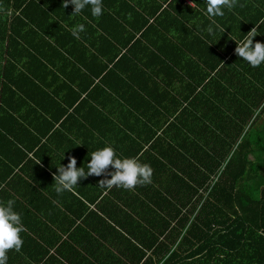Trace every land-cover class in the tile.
<instances>
[{
	"label": "crops",
	"instance_id": "crops-1",
	"mask_svg": "<svg viewBox=\"0 0 264 264\" xmlns=\"http://www.w3.org/2000/svg\"><path fill=\"white\" fill-rule=\"evenodd\" d=\"M30 3L21 9L29 17L0 6V31L7 33L0 58V201L15 200L26 229L21 250H9L6 264H69L63 254H73L74 237L110 218L112 205L120 214L127 207V190L100 187L103 175L58 194L60 162L75 157L77 167H86L89 153L105 145L127 157L143 144L139 161L154 172L155 140L171 165L202 180L209 169L188 162L196 153L166 132L185 139L190 128L191 141L230 159L254 122L264 127V64L242 60L232 39L256 27L254 43L264 42V0H236L215 24L205 0H102L98 18L90 8L71 15L74 5L65 8L64 0H40L38 14ZM78 24L85 25L79 40L70 31Z\"/></svg>",
	"mask_w": 264,
	"mask_h": 264
},
{
	"label": "trees",
	"instance_id": "trees-1",
	"mask_svg": "<svg viewBox=\"0 0 264 264\" xmlns=\"http://www.w3.org/2000/svg\"><path fill=\"white\" fill-rule=\"evenodd\" d=\"M31 1L38 14L40 0H0V6L29 17L21 9L32 6ZM16 21L24 25L20 15ZM32 22L41 27L39 20ZM14 39L10 35L9 44ZM6 40V31H0V58L6 55ZM256 125L258 121L230 159L217 158L191 141L196 134L190 128L185 139L180 131L166 132L172 143L186 140L198 154L190 155L188 162L209 169L202 180L193 177L197 174L188 179L179 164L171 165L169 152H161L163 143L154 140L160 157L152 182L127 190L123 213L112 205L110 218L101 215L94 231L74 237L73 254L65 253L64 258L69 264H264V127ZM141 146L127 157L139 160Z\"/></svg>",
	"mask_w": 264,
	"mask_h": 264
},
{
	"label": "clouds",
	"instance_id": "clouds-1",
	"mask_svg": "<svg viewBox=\"0 0 264 264\" xmlns=\"http://www.w3.org/2000/svg\"><path fill=\"white\" fill-rule=\"evenodd\" d=\"M235 3L236 0H205V15L215 24L214 18L223 17L225 15L224 9H233ZM69 4L74 5V11L71 15H79L85 8H90L93 17L98 18L103 14L102 0H64L63 6L65 8ZM216 27L219 28L220 26L216 25ZM256 29L254 27L247 32L242 39L232 38L237 43L236 54L253 68L264 64V42L256 41L254 43V38L258 35ZM70 31L71 35L79 40L80 33L85 31V25H75ZM212 31L213 29L209 27V34ZM223 31L225 32V29ZM258 114L259 112L256 116ZM254 120L255 118L252 122ZM89 156L91 159L87 161L86 167L85 164L77 167L75 157L70 158L66 166L60 162L58 174H54L55 191L58 194L74 191L79 180L87 179L92 175L104 176V179L100 181V187L117 186L125 190H132L137 185H146L152 182L153 169L150 164L141 163L135 157L118 156L112 145H105L91 151ZM64 157L65 153L63 159ZM109 166H111L112 171H109ZM14 204V199L0 201V264H6V254L9 250L20 251L23 246L21 233L26 229L22 223V216L14 209Z\"/></svg>",
	"mask_w": 264,
	"mask_h": 264
},
{
	"label": "rangeland",
	"instance_id": "rangeland-1",
	"mask_svg": "<svg viewBox=\"0 0 264 264\" xmlns=\"http://www.w3.org/2000/svg\"><path fill=\"white\" fill-rule=\"evenodd\" d=\"M257 117H255V119H256Z\"/></svg>",
	"mask_w": 264,
	"mask_h": 264
}]
</instances>
